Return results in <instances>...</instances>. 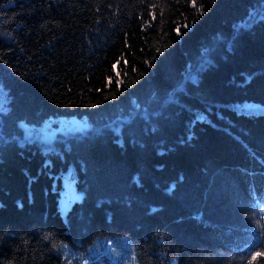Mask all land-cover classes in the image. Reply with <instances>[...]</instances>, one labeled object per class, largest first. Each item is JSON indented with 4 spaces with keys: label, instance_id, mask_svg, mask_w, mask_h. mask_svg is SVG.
<instances>
[{
    "label": "trees",
    "instance_id": "16d2710c",
    "mask_svg": "<svg viewBox=\"0 0 264 264\" xmlns=\"http://www.w3.org/2000/svg\"><path fill=\"white\" fill-rule=\"evenodd\" d=\"M61 116L88 126L34 136ZM121 236L134 264L264 252V0H0V264Z\"/></svg>",
    "mask_w": 264,
    "mask_h": 264
},
{
    "label": "rangeland",
    "instance_id": "374dc122",
    "mask_svg": "<svg viewBox=\"0 0 264 264\" xmlns=\"http://www.w3.org/2000/svg\"><path fill=\"white\" fill-rule=\"evenodd\" d=\"M87 126L88 124L84 120H82L81 117L61 116L57 122L49 121L46 122L43 126H39V130L34 136L43 140L44 143H49L56 141L57 138L61 135L67 136L76 131H83ZM71 180V178L67 179V187L65 188V193L62 195L60 201V209L64 215L67 214L71 201L76 199L77 197L80 198L82 196L81 194L79 196H76L70 183ZM98 244L99 246H102L101 248H107L108 258H104V264H119L120 259L123 260L124 264H134L133 260L131 259V257H134L132 245L129 242L128 238H126L125 236H121V239H118L117 244L111 245L106 241ZM69 247L70 246L66 243L62 248V254L65 259V264H70L72 261H74V259L80 258L82 256V253L84 252L83 250H77L74 248L70 249Z\"/></svg>",
    "mask_w": 264,
    "mask_h": 264
},
{
    "label": "snow or ice",
    "instance_id": "6c2138e0",
    "mask_svg": "<svg viewBox=\"0 0 264 264\" xmlns=\"http://www.w3.org/2000/svg\"><path fill=\"white\" fill-rule=\"evenodd\" d=\"M153 7H155V5H153ZM155 18L154 14H153V19ZM264 256V252H255V254H253L251 256V262H255L259 257ZM250 262V264H251Z\"/></svg>",
    "mask_w": 264,
    "mask_h": 264
}]
</instances>
